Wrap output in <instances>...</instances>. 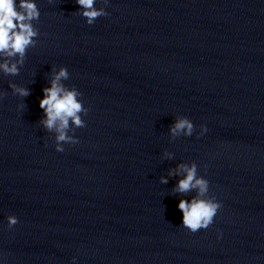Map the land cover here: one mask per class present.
<instances>
[{"label":"clouds","instance_id":"obj_1","mask_svg":"<svg viewBox=\"0 0 264 264\" xmlns=\"http://www.w3.org/2000/svg\"><path fill=\"white\" fill-rule=\"evenodd\" d=\"M51 2V0H49ZM107 5L108 0H103ZM96 0H76L79 6L80 15L86 19L87 24L91 25L101 16L108 13L105 8H96ZM40 12L34 0H0V54H6L13 57L19 54L21 59L17 63H23V56L26 49L32 45L35 46L38 36V29L33 25V21L39 19ZM17 63L9 64L7 61L0 63V69L6 75H17L19 69ZM69 78L67 68L61 67L50 80V86L44 88L43 98L39 101V107L43 109L44 116L40 124L48 132H55V150L63 152V144H76L78 139L68 135L69 121L77 128L85 127V121L81 119L80 113L87 115L85 109L78 100L80 93L75 89H68L61 81ZM13 94L20 97H27L30 91L24 87H18L10 84ZM23 107V106H20ZM200 135H203L207 128L200 126ZM194 131L193 122L187 117L180 116L176 118L169 127L172 137L191 136ZM171 158V153L165 154ZM183 178L177 181L174 193L187 194L195 190V196L188 199H180L178 209L182 212V226L195 233L200 229H207L214 220L221 203L215 197L209 196V182L204 177L197 176V166L193 163L191 166L186 164L177 165L176 169L169 171V176H180ZM160 182L167 184V177H161ZM8 226L11 228L18 223L15 216L7 217ZM75 260V257H73Z\"/></svg>","mask_w":264,"mask_h":264}]
</instances>
